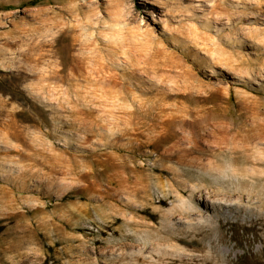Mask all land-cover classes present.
Wrapping results in <instances>:
<instances>
[{"label":"rangeland","instance_id":"obj_1","mask_svg":"<svg viewBox=\"0 0 264 264\" xmlns=\"http://www.w3.org/2000/svg\"><path fill=\"white\" fill-rule=\"evenodd\" d=\"M262 147L264 0H0V264H264Z\"/></svg>","mask_w":264,"mask_h":264},{"label":"bare ground","instance_id":"obj_2","mask_svg":"<svg viewBox=\"0 0 264 264\" xmlns=\"http://www.w3.org/2000/svg\"><path fill=\"white\" fill-rule=\"evenodd\" d=\"M44 21H45V20H44ZM43 24H44V23H43ZM50 24H51V23H50ZM44 26H45V25H44ZM52 29H53V28H52ZM43 32H44V31H43ZM48 33H49V32H48ZM52 36H53V35H52ZM43 37H44V36H43ZM50 39H51V38H50ZM56 41H57V40H56ZM82 58H83V57H82ZM64 59H65V58H64ZM84 59H85V58H84ZM84 59H83V60H84ZM90 59H91V58H90ZM74 60H75V59H74ZM77 62H78V61H77ZM83 62H84V61H83ZM84 63H85V62H84ZM78 65H79V64H78ZM82 66H84V64H83ZM86 68H87V67H86ZM86 71H87V69H86ZM79 72H80V71H79ZM51 74H52V73H51ZM48 76H49V75H48ZM46 77H47V76H46ZM54 77H55V76H54ZM70 77H71V76H70ZM87 77H88V76H87ZM103 77H104V76H103ZM98 78H100V77H98ZM101 79H102V78H101ZM111 80H112V79H111ZM63 82H64V81H63ZM113 83H114V82H113ZM113 83H112V84H113ZM100 84H101V83H100ZM100 84H99V85H100ZM97 85H98V84H97ZM97 85H96V86H97ZM96 86H95V87H96ZM93 88H94V87H93ZM96 88H98V87H96ZM102 90H103V89H102ZM255 124H256V123H255ZM257 125H258V124H257ZM257 139H258V138H257ZM244 142H245V141H244ZM246 143H247V142H246ZM247 144H248V143H247ZM262 148H263V147H262ZM263 150H264V148H263ZM255 151H257V150H255ZM242 152H243V151H242ZM260 152H261V151H260ZM243 155H244V154H243ZM258 156H259V155H258ZM252 172H253V171H252ZM218 175H220V174H218ZM226 176H227V175H226ZM238 179H239V178H238ZM230 182H231V181H230ZM197 184H198V183H197ZM231 184H232V183H231ZM238 184H239V183H238ZM252 185H253V184H252ZM197 186H198V185H197ZM193 187H194V186H193ZM195 187H196V186H195ZM250 187H251V186H250ZM250 187H249V188H250ZM253 187H254V186H253ZM211 188H212V187H211ZM213 188H214V187H213ZM215 188H216V187H215ZM217 188H218V187H217ZM219 188H221V187H219ZM192 189H193V188H192ZM223 189H224V188H223ZM233 189H234V188H232V190H233ZM251 189H252V188H251ZM253 189H254V188H253ZM216 190H217V189H216ZM241 190H242V189H241ZM200 191H201V190H200ZM213 191H215V190H213ZM226 191H227V189H226ZM228 191H230V190H228ZM239 191H240V189H239ZM257 191H258V190H257ZM198 192H199V191H198ZM218 192H219V191H218ZM218 192H216V194H217ZM220 192H221V191H220ZM233 192H235V191L233 190ZM209 193H210V191H209ZM214 193H215V192H214ZM224 193H225V192H224ZM241 193H242V192H241ZM247 193H248V192H247ZM221 194H222V193H221ZM238 194H239V193H238ZM200 195H201V194H200ZM223 195H224V194H223ZM233 195H234V194H233ZM236 195H237V194H236ZM239 195H240V194H239ZM251 195H252V194H251ZM218 196H219V195H218ZM225 196H226V195H225ZM225 196H224V197H225ZM237 196H238V195H237ZM245 196H246V195H245ZM255 196H256V194H255ZM226 197H227V196H226ZM230 197H231V196H230ZM233 197H234V196H233ZM239 198H240V197H239ZM220 199H223V198H220ZM208 200H209V199H208ZM226 201H227V200H226ZM230 201H233V200H230ZM235 201H236V200H235ZM238 201H239V200H238ZM241 201H242V200H241ZM247 202H249V201H247ZM247 202H246V203H247ZM251 202H252V201H251ZM258 202H260V201H258ZM243 204H244V202H243ZM252 204H253V203H252ZM255 204H256V203H255ZM258 204H259V203H258ZM258 204H257V205H258ZM206 205H207V204H205V207H206ZM213 205H214L213 207H215V209H216V208H217V204L214 203ZM227 205H228V204H227ZM231 205H232V204H231ZM241 205H242V204H241ZM245 205H246V204H245ZM250 205H251V203H250ZM250 205H249V206H250ZM259 205H260V204H259ZM246 206H248V205H246ZM261 206H262V205H261ZM218 207H219V206H218ZM224 207H225V206H224ZM263 207H264V206H263ZM263 207H262V208H263ZM221 208H222V207H221ZM228 208H229V207H228ZM237 208H238V207H237ZM230 209H231V207H230ZM253 209H255V208H253ZM256 209H257V208H256ZM188 210H189V209H188ZM191 210H192V209H191ZM212 210H213V209H212ZM218 210H219V209H218ZM245 210H246V209H245ZM183 211H184V210H183ZM186 211H187V210H186ZM222 211H223V210H222ZM228 211H229V210H228ZM237 211H238V210H237ZM246 211H247V210H246ZM246 211H245V212H246ZM225 212H226V211H225ZM253 212H254V211H253ZM256 212H257V211H256ZM263 212H264V211H263ZM170 214H171V213H170ZM176 214H177V213H176ZM191 214H192V213H191ZM193 214H194V213H193ZM258 214H259V212H258ZM178 215H179V214H178ZM221 215H222V214H221ZM221 215H219V216H221ZM240 215H241V214H240ZM183 216H184V215H183ZM219 216H218V217H219ZM236 217H238V216H236ZM252 217H253V216H252ZM181 218H182V217H181ZM222 218H223V217H222ZM236 219H237V218H236ZM241 219H242V218H241ZM194 221H195V220H194ZM255 222H256V221H255ZM198 223H199V222H198ZM202 223H203V222H202ZM217 223H218V222H217ZM181 224H182V223H181ZM218 224H219V223H218ZM188 229H189V228H188ZM261 242H262V241H261ZM212 245H214V244H212ZM258 246H259V245H258ZM263 246H264V245H263ZM214 247H215V246H214ZM218 248H219V247H218ZM219 249H220V248H219ZM219 249H218V250H219ZM255 249H256V248H255ZM176 250H177V249H176ZM176 250H175V251H176ZM253 250H254V249H253ZM253 250H252V251H253ZM256 250H257V249H256ZM262 250H263V249H262ZM175 251H174V252H175ZM180 252H181V251H180ZM256 252H257V251H256ZM181 253H182V252H181ZM181 253H180V254H181ZM229 253H230V252H229ZM180 254H179V255H180ZM260 254H261V253H260ZM239 255H240V254H239ZM167 256H168V255H167ZM185 256H186V255H185ZM226 256H227V254H226ZM231 256H232V255H231ZM235 256H236V255H235ZM249 256H250V255H249ZM178 257H179V256H178ZM190 257H191V256H190ZM201 257H203V256H201ZM238 257H239V256H238ZM240 257H241V256H240ZM257 257H258V256H257ZM187 258H189V257H187ZM198 258H200V257H198ZM231 258H232V257H231ZM164 259H165V258H164ZM166 259H167V258H166ZM180 259H181V260H179V261H182V256H181ZM237 259H238V258H237ZM242 259H243V258H242ZM242 259H241V260H242ZM244 259H245V258H244ZM248 259H250V258H248ZM258 260H259V259H258ZM169 261H170V260H169ZM169 261H167V262H169ZM176 261H177V260H173L172 262L174 263V262H176ZM190 261H191V260H190ZM236 261H237V260H236ZM259 261H260V260H259ZM162 263H163V262H162ZM251 263H252V262H251ZM167 264H168V263H167ZM188 264H189V262H188Z\"/></svg>","mask_w":264,"mask_h":264},{"label":"trees","instance_id":"obj_3","mask_svg":"<svg viewBox=\"0 0 264 264\" xmlns=\"http://www.w3.org/2000/svg\"><path fill=\"white\" fill-rule=\"evenodd\" d=\"M44 264H48V261H46Z\"/></svg>","mask_w":264,"mask_h":264}]
</instances>
